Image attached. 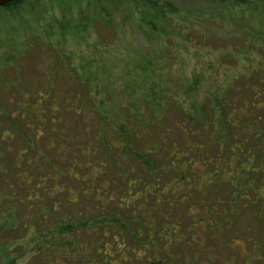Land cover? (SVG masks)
Masks as SVG:
<instances>
[{"label": "trees", "instance_id": "1", "mask_svg": "<svg viewBox=\"0 0 264 264\" xmlns=\"http://www.w3.org/2000/svg\"><path fill=\"white\" fill-rule=\"evenodd\" d=\"M23 1L0 11L14 16ZM128 2V16L151 33L170 7ZM207 2L224 20L256 16L251 39L264 50V0ZM150 64L136 71L122 111L109 116L95 104L100 123H87L76 151L48 93L27 94L31 103L17 105L21 128L35 127L14 147L20 128L0 129V253L32 236L42 244L32 254L39 264H264V89L250 86L235 105L212 83L213 93L197 99L204 78L170 90L149 83ZM64 103L71 117L88 115L80 101ZM43 127L53 135L40 146ZM73 135L79 142L77 128ZM248 214L254 222L246 225ZM5 232L14 237L5 241Z\"/></svg>", "mask_w": 264, "mask_h": 264}, {"label": "rangeland", "instance_id": "2", "mask_svg": "<svg viewBox=\"0 0 264 264\" xmlns=\"http://www.w3.org/2000/svg\"><path fill=\"white\" fill-rule=\"evenodd\" d=\"M109 1L24 0L14 16L0 11V113H4L0 129L20 128L15 142L11 141L13 147L22 143L21 133L35 127L32 122L28 130L21 128L17 105L31 103L27 94L48 93L58 103V116L65 120L71 138L69 147L76 151L85 138L87 123L93 128L100 123L95 104L104 103L109 116L122 111L138 83L136 71L144 63H151L154 71L149 83L162 81L170 90L184 89L195 76L204 78L197 99L213 93L212 83L221 87L226 101L235 100V105L241 96L250 94V86L264 89V50L259 48L263 44L251 39L259 26L256 16L247 14L236 22L224 20L207 0H157L170 7H164L165 16L154 22L151 33L149 27L131 18L133 15L128 16V0L110 3L100 12V6ZM143 90L147 87L140 88L137 95ZM138 99L136 96V104ZM64 100L68 104L80 101L88 115L71 117ZM138 106L143 111L140 103ZM179 116L171 114L172 118ZM73 128H77L79 142L73 138ZM42 129L40 146L53 135L47 127ZM50 153L57 159L55 151ZM20 209L17 214L22 216ZM244 221L254 222L249 214ZM2 237L6 241L14 235L5 232ZM24 240L12 245L7 254L0 253V264L7 257L15 264H39L32 254L42 244L32 236Z\"/></svg>", "mask_w": 264, "mask_h": 264}, {"label": "water", "instance_id": "3", "mask_svg": "<svg viewBox=\"0 0 264 264\" xmlns=\"http://www.w3.org/2000/svg\"><path fill=\"white\" fill-rule=\"evenodd\" d=\"M15 1H17V0H0V7L7 5L11 2H15Z\"/></svg>", "mask_w": 264, "mask_h": 264}]
</instances>
